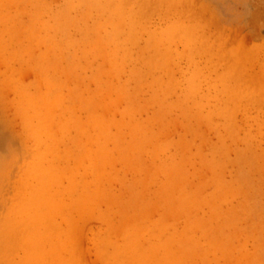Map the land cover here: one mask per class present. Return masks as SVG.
<instances>
[{"label": "rangeland", "instance_id": "rangeland-1", "mask_svg": "<svg viewBox=\"0 0 264 264\" xmlns=\"http://www.w3.org/2000/svg\"><path fill=\"white\" fill-rule=\"evenodd\" d=\"M0 264H264V0H0Z\"/></svg>", "mask_w": 264, "mask_h": 264}]
</instances>
